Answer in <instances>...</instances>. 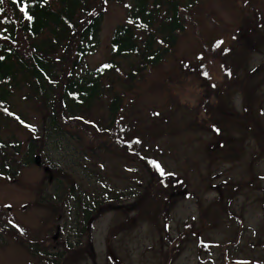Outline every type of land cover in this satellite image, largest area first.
<instances>
[{"label": "rangeland", "instance_id": "obj_1", "mask_svg": "<svg viewBox=\"0 0 264 264\" xmlns=\"http://www.w3.org/2000/svg\"><path fill=\"white\" fill-rule=\"evenodd\" d=\"M97 5V48L76 82L109 59L126 22L121 2ZM185 18L177 45L138 81L126 79L130 59L103 74V95L76 112L84 122L70 118L68 99L60 103L67 73L45 87L44 101L28 88L10 91L0 170L17 173L0 176V264H53L43 253H58L61 240L83 253L77 264H264V0H201ZM245 68L258 72L252 103L242 90L244 115ZM146 195L159 208L140 218Z\"/></svg>", "mask_w": 264, "mask_h": 264}, {"label": "trees", "instance_id": "obj_2", "mask_svg": "<svg viewBox=\"0 0 264 264\" xmlns=\"http://www.w3.org/2000/svg\"><path fill=\"white\" fill-rule=\"evenodd\" d=\"M103 1L121 2L126 7V22L112 34L109 59L94 70H88L87 75L90 77L81 82H76L73 76L76 77V72L83 68L84 60L95 52L103 20L104 9L97 5V0H3L0 3V120L7 115L4 112L9 107L7 100L11 96V90L28 88L44 101L45 87H58L60 82L57 75L60 73L65 77L67 73L60 103L62 105L68 99L66 104L69 105L67 113L71 115L70 118L78 117V120L83 121L76 112L90 106L103 95L99 82L103 74L118 67L119 61L125 58L130 59V72L128 71L126 79L129 83L138 81L144 72L162 62L177 45L187 28L185 15L201 0ZM246 49H241L240 53H246ZM249 50L255 51L254 48ZM246 68L243 71L245 79L239 84L245 103L244 115L250 104L242 90L249 92L252 103L255 91L250 81L256 76L255 72H258L257 68L250 71ZM253 85L259 87L256 83ZM120 105L121 98L113 96L108 105L111 116L117 114ZM220 105L223 109L226 107L223 100ZM213 122L217 125V114ZM238 126L242 127L239 124ZM248 128L249 126L245 127L243 124V132H247ZM213 132L220 135L215 129ZM249 134L258 137L255 133ZM8 145L15 148L12 142ZM126 147L129 145L121 146L123 149ZM5 149L6 144L0 137V154L4 155ZM238 151L239 149L236 150ZM143 160L147 164L150 162L146 158ZM32 161L34 160L31 155L27 165ZM4 167V171L0 170V176L12 178L16 175L14 166ZM155 177L150 185L155 183ZM157 179L159 182L160 179ZM231 196L230 194L229 197ZM100 205L102 207L97 202L91 208L85 209L83 222H88ZM137 205L140 218L150 216L152 211L156 212L159 208V202L148 195L140 197ZM80 228L82 232H87L83 225ZM52 240L57 242L59 237L53 236ZM74 247L61 240L58 253L48 252L46 248L43 254L50 257L48 260L53 264H59V261L64 264H77L82 261L79 257L83 253L74 251Z\"/></svg>", "mask_w": 264, "mask_h": 264}, {"label": "water", "instance_id": "obj_3", "mask_svg": "<svg viewBox=\"0 0 264 264\" xmlns=\"http://www.w3.org/2000/svg\"><path fill=\"white\" fill-rule=\"evenodd\" d=\"M39 162V159L38 158H35V163L37 164Z\"/></svg>", "mask_w": 264, "mask_h": 264}, {"label": "snow or ice", "instance_id": "obj_4", "mask_svg": "<svg viewBox=\"0 0 264 264\" xmlns=\"http://www.w3.org/2000/svg\"><path fill=\"white\" fill-rule=\"evenodd\" d=\"M3 2V0H0V3H2ZM29 19H30V17H29ZM107 67V66H106Z\"/></svg>", "mask_w": 264, "mask_h": 264}]
</instances>
